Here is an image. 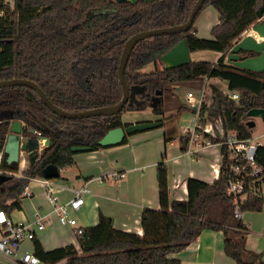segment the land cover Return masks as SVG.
Wrapping results in <instances>:
<instances>
[{"label": "trees", "instance_id": "16d2710c", "mask_svg": "<svg viewBox=\"0 0 264 264\" xmlns=\"http://www.w3.org/2000/svg\"><path fill=\"white\" fill-rule=\"evenodd\" d=\"M196 0H16L12 9L0 17V80L25 78L36 82L47 97L67 111H80L118 103L123 96L118 75L119 60L126 41L135 33L179 25L187 21ZM261 0H206L200 12L212 5L219 14V23L211 28V37L197 35L195 21L187 32L160 35L139 42L133 49L125 71L130 86L142 87L139 103H127L124 110L151 107L152 97L161 90V102L152 112L163 120L165 142L176 134L174 126H166L189 106L173 105L172 90L178 86L200 87L204 79H221L229 91L239 94L237 100L218 87L211 105L203 104L202 115L212 110L221 119L225 131H235L239 138L253 137L247 112L264 108V73L240 69L226 62L234 41L257 20ZM186 38L190 52L209 50L223 53L217 61L193 60L189 64L165 69L160 56L175 43ZM153 63L151 70H144ZM207 87V86H206ZM202 88V87H201ZM210 89V90H211ZM175 107V108H174ZM172 114L167 116V111ZM9 111L15 119L32 124L39 119L49 127L46 136L50 144L34 165L24 174L40 175L48 164L60 169L73 165L75 145H90L103 149L97 141L110 129L127 126L122 112L110 118L95 116L66 119L53 113L26 86L0 88V111ZM104 121L95 137L80 142L77 129L71 123L84 120ZM60 126L65 129L58 130ZM10 126L0 122V149L5 145ZM140 132V131H136ZM135 132V133H136ZM24 134H28L25 130ZM76 135V136H75ZM127 137L125 138L126 142ZM189 138L180 136L181 150ZM219 142V138L214 139ZM222 163L216 179L206 182L188 179L187 199L170 198L168 168L157 165L160 208H145L141 215L143 233L123 231L113 219L100 213L97 224L84 228L78 236L81 253L73 245L46 249L38 238L33 239V253L46 264H181L169 257L185 249L204 230H223L225 252L239 264H264L263 256L246 247L242 231L247 227L236 210L261 211L264 198L260 191L264 182V144L258 147L257 175L247 168L243 174L233 173L228 164V148L223 145ZM243 163L242 161H238ZM245 182L242 193L229 194L231 180ZM27 180L12 176L0 183V209L10 214L20 208L21 195ZM243 194H245L243 196ZM236 199V202L234 201Z\"/></svg>", "mask_w": 264, "mask_h": 264}, {"label": "crops", "instance_id": "0c3cea01", "mask_svg": "<svg viewBox=\"0 0 264 264\" xmlns=\"http://www.w3.org/2000/svg\"><path fill=\"white\" fill-rule=\"evenodd\" d=\"M213 10L217 12L212 5H207L201 11H204V14L211 21L205 25V29L210 30L206 36H211V28L219 23V14L218 12L215 14ZM212 17H214V22H212ZM196 27L198 35L199 28L197 25ZM222 54L221 52L202 50L191 52V59L213 61ZM123 122L129 121L123 120ZM252 138L256 142L254 136ZM166 143L164 128L160 127L155 131H140L128 135L124 144L76 153L73 156L75 163L67 167L75 166L78 174L74 184L67 186L77 188L87 185L91 189V193L83 196L81 208L78 211H73V216L77 218L79 226L86 228L97 224L100 213H103L113 219L116 228L141 235L143 233L141 226L142 211L145 208H160L157 165L163 161L167 149ZM215 146L218 145L198 153L197 160L194 161H190L191 157L182 152L169 156L173 162L170 167L166 162L171 199H187L189 178H197L206 182H212L217 178L222 154L220 146L218 148ZM19 168L18 164L16 170L8 169L17 171ZM119 172H125L126 175L123 178H115L113 174ZM100 176L105 177V181L102 183L96 179ZM41 194L44 201H39L38 206L34 210L32 209V212L27 213L23 208L21 195V207L7 214L13 221H29L34 211L40 209L49 214L51 219L44 230L36 233V238L41 241L43 246L46 249H52L58 246L73 245L78 249V236L73 234L71 227L62 226L58 223L55 214L52 212V205L44 197L42 191ZM262 195L264 198L263 193ZM71 196L70 191H64L60 194L62 201H67ZM239 218L247 227L246 231H242L246 247L261 254L264 259V237L259 235L264 231V211L258 213L243 211ZM33 241L26 240L23 242L24 249L20 247L19 251L21 253L33 252ZM28 248L31 250L29 251ZM169 257L179 259L181 264H239L225 252L223 230H204L185 249L173 253ZM0 264H9V261L0 257ZM57 264H65V261Z\"/></svg>", "mask_w": 264, "mask_h": 264}, {"label": "water", "instance_id": "95a60500", "mask_svg": "<svg viewBox=\"0 0 264 264\" xmlns=\"http://www.w3.org/2000/svg\"><path fill=\"white\" fill-rule=\"evenodd\" d=\"M122 2L124 0H115ZM206 0H196L193 9L186 22L169 26L160 27L155 29L144 30L132 35L125 43L118 65L119 80L123 89V96L121 100L109 106L95 107L80 111H67L57 105H55L45 94L43 89L34 81L25 78H11L0 80V88L26 86L33 89L42 102L57 116L66 119H83L92 118L95 116H104L110 118L118 115L122 112L124 106L129 102L139 103L140 99L137 98V94L142 90L139 86H130L125 79V71L130 55L134 47L141 41L149 39L151 37L160 35L180 34L187 32L193 25L197 14L202 9ZM257 17L260 21L255 22L252 25V31L259 35L262 39L259 41L253 33L247 34L239 41L235 42L233 47L228 51L226 56V62L232 64L240 69L251 71L254 73H264V0H261L257 8ZM254 53L252 56L243 57L241 52ZM191 61V52L187 43V39L183 38L175 45L171 47L169 51L160 56V62L165 69H173L180 66L189 64ZM162 91L159 90L157 95L152 98L151 107H156L161 102ZM136 99V100H134ZM192 108H196L193 106ZM249 118L248 126L253 128L256 125L255 118H260L264 124V108H252L247 112ZM6 121L9 126V133L7 135L6 143L4 146V160L3 165L7 168L16 170L19 164L20 151H26L28 160L31 165H34L39 156V139L45 138L44 145L50 144V139L45 135L49 131L48 128L32 126L27 128L26 121L24 119H15L11 112H1L0 122ZM100 128L105 126L104 121H98ZM163 121H145V122H133L124 126H119L108 130L98 141V146L108 148L112 146L120 145L124 142L128 135L135 133L136 131H147L149 129L161 127ZM91 127V126H90ZM28 130L27 136L23 135L24 131ZM42 132L43 135L37 134ZM74 153L90 152L94 151L90 145H75L71 148ZM41 176L45 178H57L60 176V168L56 164H48L41 170ZM12 175H0V183L10 180Z\"/></svg>", "mask_w": 264, "mask_h": 264}, {"label": "built area", "instance_id": "2783aa9c", "mask_svg": "<svg viewBox=\"0 0 264 264\" xmlns=\"http://www.w3.org/2000/svg\"><path fill=\"white\" fill-rule=\"evenodd\" d=\"M16 0H0V17L6 14L8 9H12ZM249 28V27H248ZM246 29L241 36L253 33ZM240 36V38H241ZM256 37V36H255ZM207 84V83H206ZM207 85L195 91H188L186 93V101L190 106H196L194 116L186 121V125L181 128L180 136H187L189 138L187 147L181 152L184 155L196 159L197 154L204 149L218 145L220 149L225 145L230 154L231 161H237L238 164L230 162L228 164L230 170L236 174H243L248 167L252 169L251 175H257L260 168L256 164V154L258 147L262 144L260 141H253V138L241 139L235 131H225L221 119L210 113L208 110L205 115H202L203 104H208ZM224 93L228 94L234 100L239 98L236 91H229L228 86ZM40 134V131L38 132ZM219 138V142L214 139ZM45 138L39 139V153L46 147L44 145ZM222 154V151H221ZM40 157V156H39ZM4 148L0 149V175H12L27 180V185L23 191L22 197H33L35 195L34 189L42 188L44 197L53 207V213L56 216L58 223L62 226H68L73 229V234L80 236L84 232V228L79 226L78 220L73 216V211H78L83 204V196L91 193V189L85 185L82 187H68L58 181L56 178H45L41 175L27 176L24 171L27 169L29 160L26 151L21 150L19 155V166L17 171L10 170L3 165ZM222 160V158H221ZM242 161L243 163H239ZM222 161L219 164V169ZM218 169V173H219ZM125 172L114 173L113 176L123 178ZM100 183L105 181V177L100 176L96 178ZM244 180L237 178L231 180L229 183L228 193L237 194L242 193L245 189ZM64 191H70L72 196L67 201H62L60 194ZM245 194H243L244 196ZM236 202V199L234 200ZM241 212L236 210V215L240 217ZM51 221L49 214L42 212L40 209L34 211L31 220L29 221H13L5 210L0 209V257L9 261V264H46L33 252L21 253L20 247L26 240H33L36 238L37 231H42ZM78 252L81 253L78 246Z\"/></svg>", "mask_w": 264, "mask_h": 264}, {"label": "rangeland", "instance_id": "374dc122", "mask_svg": "<svg viewBox=\"0 0 264 264\" xmlns=\"http://www.w3.org/2000/svg\"><path fill=\"white\" fill-rule=\"evenodd\" d=\"M214 11V10H213ZM215 14H217V12L214 11ZM210 21V18L207 17L205 14H204V11L201 12L199 14V16L197 17V20L195 22V24L198 26L199 28V32H198V35L201 36V37H205V38H209V36H206V34L209 31H207V29H205V25H207ZM212 22H214V17H212ZM252 26H249V32L252 30L251 29ZM211 34V33H210ZM211 37V36H210ZM241 38H243V36H241ZM237 42V40L234 41V43ZM192 60H194L192 58ZM206 60H209V59H206ZM211 61V60H209ZM213 61H217V59H214ZM153 68V63H150L148 64V66L144 69L146 71L148 70H151ZM204 83H202V85L200 87H189L188 85H181V86H178L175 90H172L170 93L172 94V99H168L169 101H173L174 103H171L175 106L177 105H184L185 106H188L187 104V101H186V93L188 91H195V92H198V90L203 87L204 85H207V97H206V100H207V105H211V103L213 102V92H212V89L210 87H218L219 89H223L224 91H226L227 89V82H225L224 80H221V79H208V78H205ZM207 83V84H206ZM211 89V90H210ZM175 108V107H174ZM210 113H213V111L210 109ZM172 114V109H170V111H167L166 115L169 116ZM122 116V119L125 120V121H129L130 123H133V121L135 122H145V121H155V120H159L160 117L157 116L155 113L152 112L151 110V107H147V108H144L142 110H139V111H135V110H124L121 114ZM194 116V111L193 110H190L188 107L186 109H183L181 111V113L179 115H177L173 121H169L166 123V126H174L175 129H176V134L174 135V138L173 140L171 141H168L166 144H167V149L165 150L166 153H164V157H163V160H165L164 162L166 163L167 162V165L170 167L173 165V162L172 160L169 159V156H172V155H177L178 153H180L182 150H181V142H180V131H181V128L183 126L186 125V121L188 119H190L191 117ZM256 121V125L252 128V131H253V136L255 138L256 141H261L264 143V124H263V121L260 119V118H255L254 119ZM163 121V120H162ZM160 127H157V128H153V129H149L151 131H155L156 129H159ZM260 135H263V136H260ZM260 136V138H259ZM213 146L211 147H208L204 150H207L209 148H212ZM215 148H218V146H215ZM203 150V151H204ZM169 159V160H166V159ZM173 158V157H172ZM194 160H197L196 159H192L190 158V161H194ZM222 161V160H221ZM220 161V162H221ZM21 167V166H20ZM218 169V168H217ZM78 174L77 172V169L75 166L73 167H67V168H63V169H60V176L57 177L56 179L58 181H60L61 183L65 184L66 186L67 185H73L74 182L76 181V175ZM79 180V179H77ZM263 188V190H262ZM35 191V195L33 197H25V198H22L23 201H22V204H23V208L27 211V213H30L32 212V209L34 210V208L36 206H38V202L41 201L43 202L44 198L42 197V194H41V191H42V188H35L34 189ZM260 191L264 194V182L262 183L261 185V188H260ZM21 199V200H22ZM261 211H264V204H263V207H262V210ZM261 211H255V212H261ZM254 212V211H253ZM15 222H18V221H15ZM260 236H263L264 237V231L259 233ZM24 244H22L21 248L24 249ZM29 251L31 250V248H28Z\"/></svg>", "mask_w": 264, "mask_h": 264}, {"label": "flooded vegetation", "instance_id": "af4514ba", "mask_svg": "<svg viewBox=\"0 0 264 264\" xmlns=\"http://www.w3.org/2000/svg\"><path fill=\"white\" fill-rule=\"evenodd\" d=\"M258 21H260V19L258 18V20L256 21V22H258ZM240 39H242V38H238L237 39V41H239ZM241 55L243 56V57H247V56H252V55H254V53H248V52H245V51H242L241 52ZM163 94V93H162ZM141 95H142V92L140 91L138 94H137V98L138 99H141ZM156 96V95H155ZM154 97V96H153ZM152 97V98H153ZM134 100H136V99H134ZM152 100V99H151ZM128 103H134V101H132V102H130V100H129V102ZM1 112H5V111H0V113ZM6 112H8V111H6ZM59 124V123H58ZM61 124V123H60ZM60 124H59V126H60ZM26 127L27 128H30V127H32V126H37V127H44V128H47V125L46 124H44L43 123V119H39V120H37L36 122H32V124H27L26 123ZM91 126V127H90ZM65 127L66 126H60L59 128H57L58 130L60 129V130H62V129H65ZM71 127H73V128H76L77 129V133H78V136H76L77 138H78V140L80 139V142H83V143H86L87 144V142H88V140L90 139V138H93V137H95V135L97 134V130H98V128L100 127V125H99V122L98 121H96V120H94V119H92V120H84V121H82V122H80L79 124H75V123H71ZM124 127H126V126H124ZM50 130V129H49ZM27 132H28V130H26ZM25 132V131H24ZM37 134H38V132H37ZM23 135H25V136H27L26 134H24L23 133ZM39 135H43V133L42 132H40V134ZM45 135H46V133H45ZM47 147V146H46ZM45 147V148H46ZM44 148V149H45ZM43 149V150H44ZM43 150L41 151V154H40V156L42 155V152H43Z\"/></svg>", "mask_w": 264, "mask_h": 264}, {"label": "bare ground", "instance_id": "6f19581e", "mask_svg": "<svg viewBox=\"0 0 264 264\" xmlns=\"http://www.w3.org/2000/svg\"><path fill=\"white\" fill-rule=\"evenodd\" d=\"M253 35H254V36H256V37H257V39H262V38H261L259 35H256V33H255V32H253ZM188 106H189V107H190V108H191L193 111H195V109H196V108H195V109H194V108H192L194 105H193V106H190V105H188ZM195 107H196V106H195Z\"/></svg>", "mask_w": 264, "mask_h": 264}]
</instances>
